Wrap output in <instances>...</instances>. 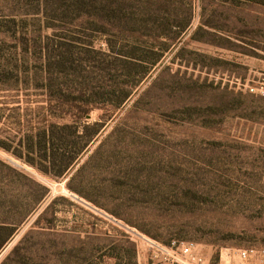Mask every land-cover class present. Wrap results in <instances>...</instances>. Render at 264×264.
I'll return each instance as SVG.
<instances>
[{
    "label": "rangeland",
    "instance_id": "374dc122",
    "mask_svg": "<svg viewBox=\"0 0 264 264\" xmlns=\"http://www.w3.org/2000/svg\"><path fill=\"white\" fill-rule=\"evenodd\" d=\"M263 78L264 0H0V141L105 124L61 181L0 147V264H164L131 230L208 264L264 249Z\"/></svg>",
    "mask_w": 264,
    "mask_h": 264
},
{
    "label": "trees",
    "instance_id": "16d2710c",
    "mask_svg": "<svg viewBox=\"0 0 264 264\" xmlns=\"http://www.w3.org/2000/svg\"><path fill=\"white\" fill-rule=\"evenodd\" d=\"M161 58L162 55H159L154 62L148 64L145 68L146 72H144V74H147L149 70H151V68H153L161 60ZM65 59V57H62L57 64L61 67L66 66ZM138 62H140L138 59L130 60V63H134L135 65L139 64ZM78 70L79 68H74L72 74L78 76ZM45 72L49 76L45 89H50L49 91L51 94L49 97H52V85L50 83V78L52 79L51 67L49 66ZM59 73H64L62 68ZM135 86H137V83ZM132 93L133 88L125 91V95L116 103V108H120L130 98ZM90 114L91 108L87 107L83 111L82 118H87ZM104 126V122L92 123L86 124L84 128L80 130L76 124H60L45 120L40 128L31 130L25 134L19 133V135L10 139L8 142L0 141V147L10 153L16 160L33 167L48 179L61 181L66 178H70V174L80 162L81 157L89 149L95 138L101 133ZM71 136L82 140V144L79 145L78 141H73ZM8 168L13 170L11 167ZM19 174L25 176L23 173ZM36 185L38 187L42 186L43 189L42 196L36 199V204H39L49 194V189L40 183L39 185ZM68 187L72 189L70 183L68 184ZM16 227L17 226L15 224H5L1 228H3V230L10 231L9 236H11L13 231H15L14 228ZM120 234L123 238L129 240L126 234L122 232H120ZM6 242V237L0 240V249ZM208 256H210V259L212 258L210 252L208 253ZM133 264L137 263L135 262Z\"/></svg>",
    "mask_w": 264,
    "mask_h": 264
},
{
    "label": "built area",
    "instance_id": "2783aa9c",
    "mask_svg": "<svg viewBox=\"0 0 264 264\" xmlns=\"http://www.w3.org/2000/svg\"><path fill=\"white\" fill-rule=\"evenodd\" d=\"M251 94L264 97V78L243 83ZM132 237L150 244L155 249V257L161 258L164 264H208L206 257L200 253L196 242H174L170 246L162 245L131 230ZM238 264H264V249L255 247L238 250Z\"/></svg>",
    "mask_w": 264,
    "mask_h": 264
},
{
    "label": "crops",
    "instance_id": "0c3cea01",
    "mask_svg": "<svg viewBox=\"0 0 264 264\" xmlns=\"http://www.w3.org/2000/svg\"><path fill=\"white\" fill-rule=\"evenodd\" d=\"M203 252H204V250H202ZM200 253H201V250H200ZM209 253V252H208ZM208 253L206 254V259H210V256H208ZM221 264H227V262L225 263V261L224 262H222Z\"/></svg>",
    "mask_w": 264,
    "mask_h": 264
},
{
    "label": "water",
    "instance_id": "95a60500",
    "mask_svg": "<svg viewBox=\"0 0 264 264\" xmlns=\"http://www.w3.org/2000/svg\"><path fill=\"white\" fill-rule=\"evenodd\" d=\"M88 118H90V117H88Z\"/></svg>",
    "mask_w": 264,
    "mask_h": 264
}]
</instances>
